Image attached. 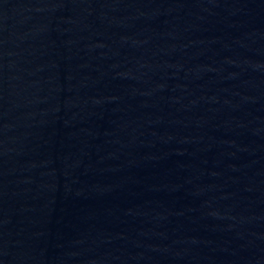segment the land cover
Instances as JSON below:
<instances>
[{
  "label": "water",
  "instance_id": "95a60500",
  "mask_svg": "<svg viewBox=\"0 0 264 264\" xmlns=\"http://www.w3.org/2000/svg\"><path fill=\"white\" fill-rule=\"evenodd\" d=\"M0 264H264V0H0Z\"/></svg>",
  "mask_w": 264,
  "mask_h": 264
}]
</instances>
